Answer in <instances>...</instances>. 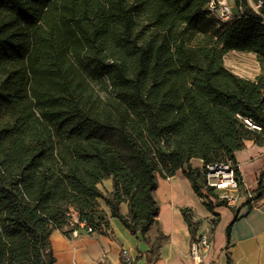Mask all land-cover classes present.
Segmentation results:
<instances>
[{"label":"trees","instance_id":"trees-1","mask_svg":"<svg viewBox=\"0 0 264 264\" xmlns=\"http://www.w3.org/2000/svg\"><path fill=\"white\" fill-rule=\"evenodd\" d=\"M207 2L0 0V264H55L54 230L113 235L112 219L152 260L158 177L179 170L214 234L229 206L205 166L231 162L242 181L235 153L264 146V23L248 6L219 22ZM231 51L254 54L258 75L231 70ZM180 210L192 242L202 222Z\"/></svg>","mask_w":264,"mask_h":264},{"label":"crops","instance_id":"crops-1","mask_svg":"<svg viewBox=\"0 0 264 264\" xmlns=\"http://www.w3.org/2000/svg\"><path fill=\"white\" fill-rule=\"evenodd\" d=\"M235 155L244 182L252 190H256L259 175L264 169V146L251 141ZM156 198L160 204L158 218L166 236L157 257L149 261L150 246L139 235L131 233L120 220L112 219L113 235L80 231L77 235L72 233L67 236L60 230H54L51 242L56 257L55 264H125V249L133 256L135 264H190L191 235L180 209L183 206L194 209L196 218L202 222L200 231L202 225L212 218V213L180 170L172 177H158ZM216 211L220 213L221 221L214 234L211 231L212 245L206 262L220 264V256L224 255L225 264H238L235 258L238 243L245 242L249 245L256 236L264 234V193L258 200L257 207L244 206L234 212L230 207L222 206L217 207ZM223 211L227 215L225 219ZM236 215L238 220L233 225L227 248L226 227Z\"/></svg>","mask_w":264,"mask_h":264},{"label":"built area","instance_id":"built-area-1","mask_svg":"<svg viewBox=\"0 0 264 264\" xmlns=\"http://www.w3.org/2000/svg\"><path fill=\"white\" fill-rule=\"evenodd\" d=\"M246 6L259 15L264 23V0H208L207 11L217 21L229 22L240 16ZM205 169L208 186L214 188L218 194V199L224 200L229 207L239 209L244 206L252 208L258 206L255 192L246 185L244 180H238L231 162L208 164ZM75 223L74 220L71 221L70 226L73 227ZM79 225L85 227L84 222H79ZM88 231L90 232L91 228ZM211 231V223L205 222L197 239L191 242L190 264H208L206 256L212 245ZM79 232L75 229L72 233L77 235ZM123 256L125 264H135V259L129 250L125 249Z\"/></svg>","mask_w":264,"mask_h":264},{"label":"rangeland","instance_id":"rangeland-1","mask_svg":"<svg viewBox=\"0 0 264 264\" xmlns=\"http://www.w3.org/2000/svg\"><path fill=\"white\" fill-rule=\"evenodd\" d=\"M227 66L240 76L254 78L260 72L258 60L254 54L231 51L226 56ZM195 166L201 162L194 161ZM224 219L227 217L223 211ZM236 242V241H235ZM234 242V243H235ZM217 246V241L215 242ZM238 264H264V234L256 236L252 243L240 242L235 251ZM220 264H225L226 256H220Z\"/></svg>","mask_w":264,"mask_h":264},{"label":"water","instance_id":"water-1","mask_svg":"<svg viewBox=\"0 0 264 264\" xmlns=\"http://www.w3.org/2000/svg\"><path fill=\"white\" fill-rule=\"evenodd\" d=\"M162 149H163L164 153L167 154V151L165 150L164 146H162Z\"/></svg>","mask_w":264,"mask_h":264}]
</instances>
